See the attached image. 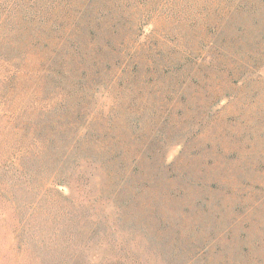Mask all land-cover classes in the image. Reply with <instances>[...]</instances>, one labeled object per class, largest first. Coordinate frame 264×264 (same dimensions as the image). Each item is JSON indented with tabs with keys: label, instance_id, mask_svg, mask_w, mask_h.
<instances>
[{
	"label": "rangeland",
	"instance_id": "rangeland-1",
	"mask_svg": "<svg viewBox=\"0 0 264 264\" xmlns=\"http://www.w3.org/2000/svg\"><path fill=\"white\" fill-rule=\"evenodd\" d=\"M39 2L0 264H264V0Z\"/></svg>",
	"mask_w": 264,
	"mask_h": 264
},
{
	"label": "trees",
	"instance_id": "trees-1",
	"mask_svg": "<svg viewBox=\"0 0 264 264\" xmlns=\"http://www.w3.org/2000/svg\"><path fill=\"white\" fill-rule=\"evenodd\" d=\"M39 9V0H0V113H2L0 136L4 135L9 127L17 135L25 136L26 134L24 125L16 122L23 109L12 105L10 93L4 94L1 89L9 81L14 87L19 75L24 71V63L30 56V47L39 43V32L35 33V30L32 32L26 26H22L23 20L26 21L28 15L35 21ZM45 135V133L37 132L40 138L47 137ZM23 152L26 153V151ZM7 159L11 169L10 158L7 157ZM0 165L6 166L2 162ZM19 165L24 168L20 162ZM11 171L9 179L13 181Z\"/></svg>",
	"mask_w": 264,
	"mask_h": 264
}]
</instances>
